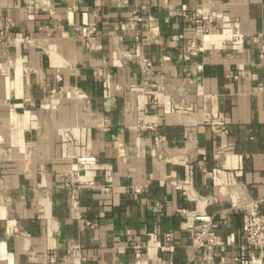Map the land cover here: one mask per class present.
Here are the masks:
<instances>
[{"label":"crops","instance_id":"1","mask_svg":"<svg viewBox=\"0 0 264 264\" xmlns=\"http://www.w3.org/2000/svg\"><path fill=\"white\" fill-rule=\"evenodd\" d=\"M0 23V264L259 257L264 0H0Z\"/></svg>","mask_w":264,"mask_h":264},{"label":"built area","instance_id":"2","mask_svg":"<svg viewBox=\"0 0 264 264\" xmlns=\"http://www.w3.org/2000/svg\"><path fill=\"white\" fill-rule=\"evenodd\" d=\"M200 23V21H196ZM7 35L4 27L0 23V44H5ZM195 43H191L189 51L192 53L195 50ZM193 54V53H192ZM213 130L223 128L221 122H211ZM96 163L95 158L86 157L80 158L78 164L81 166H91ZM75 205V203H73ZM242 211L243 234L246 245L259 253V257L251 260L250 264H261V256L264 253V215L260 214L255 207L243 205L240 207ZM196 224L188 231L190 239L193 242V247L196 251H209L214 246V239L211 236L212 217L207 214H200L194 218ZM135 256H140V247L135 246ZM206 262H210L209 254L203 256Z\"/></svg>","mask_w":264,"mask_h":264}]
</instances>
